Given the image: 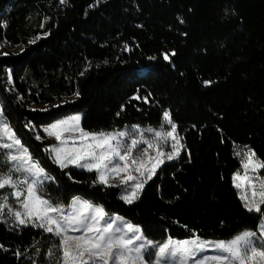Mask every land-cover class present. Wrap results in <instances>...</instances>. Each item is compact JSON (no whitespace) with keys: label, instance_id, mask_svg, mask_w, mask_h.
Segmentation results:
<instances>
[{"label":"trees","instance_id":"obj_1","mask_svg":"<svg viewBox=\"0 0 264 264\" xmlns=\"http://www.w3.org/2000/svg\"><path fill=\"white\" fill-rule=\"evenodd\" d=\"M0 42L21 47L0 55V110L54 178L45 198L81 196L156 242L257 230L261 215L244 209L232 176L244 146L264 161V0H0ZM165 109L184 148L131 205L119 188L93 185L94 171L60 169L33 130L43 136L41 125L74 112L89 132L158 126ZM58 244L31 224L0 221V264H57Z\"/></svg>","mask_w":264,"mask_h":264},{"label":"snow or ice","instance_id":"obj_2","mask_svg":"<svg viewBox=\"0 0 264 264\" xmlns=\"http://www.w3.org/2000/svg\"><path fill=\"white\" fill-rule=\"evenodd\" d=\"M60 3L65 4L67 0H60ZM180 22L184 23L183 20ZM125 50H128L127 46ZM162 55L165 61H169V54ZM171 55L174 56L175 52ZM80 75L83 76L84 72ZM212 83L203 81L205 86ZM74 95L79 96V92ZM133 99L140 97L134 96ZM144 99L147 101V97ZM123 110L124 105H121ZM3 115L0 110V117ZM116 115L119 116L120 112ZM80 121L81 115L76 114L43 128L58 142L45 149L49 159H53L62 170L73 165L94 171L96 179L92 181L93 185L122 186L124 191L119 198L125 204L137 201L147 182L157 174V169L165 161L179 157L184 148L177 133V124L167 109L163 111L158 129H144L133 124L121 130L88 132L80 126ZM36 139L40 140L41 136L37 135ZM169 144L170 150H165ZM0 150H3L0 151V165L7 168L6 172L0 171V189H11L7 195L0 196V220H3L7 209L8 214L14 216L15 224H31L57 237L59 244L53 246L61 253L57 264H149L146 258L153 253L156 257L154 264H264V179L256 175L264 169V161L257 159L256 153L248 146L236 152V155L244 157L241 160L244 175L233 173L232 183L238 190L244 209L261 215L259 238L257 232L245 230L228 240L209 241L193 231L189 238L181 240L168 236L163 242L149 239L140 225L118 214L108 216L102 205L87 199L73 197L68 205H64L54 204L45 198V182L54 178L40 161L33 158L3 119H0ZM9 196L15 198L19 209L8 203ZM206 249H212L213 254H205ZM47 255L52 257L55 253L50 248Z\"/></svg>","mask_w":264,"mask_h":264},{"label":"rangeland","instance_id":"obj_3","mask_svg":"<svg viewBox=\"0 0 264 264\" xmlns=\"http://www.w3.org/2000/svg\"><path fill=\"white\" fill-rule=\"evenodd\" d=\"M20 49H21V47H11V46H9V45H7V44H5V43L0 42V55H4V53H7V54H9V53H17ZM32 107H34V108H43L42 106H38V105H32ZM0 108H1V107H0ZM76 114L81 115L82 113H81V112L68 113V114H66V115H64V116H61V117L57 118L56 120H59V119H62V118H66V117H70V116H73V115H76ZM0 119L5 120L4 117H0ZM56 120H54V121H56ZM54 121H52V122H50V123H47V124H44V125H41V126H40V132L43 134V136L40 135V134L38 133V131H37L35 128H33V130L35 131V135H36V136H37V135H40V136H41V139L43 138V139H48V140H50V143L47 145L46 148H48V147L51 146V145H55V144L58 143V142L55 140L54 137H49V136L43 131V128H44V127H46L47 125H50V124L53 123ZM6 122H7V121H6ZM7 123H8V122H7ZM131 125H133V124H126V125H124V126H122V127H120V128H116V129H112V130H101V131L121 130V129H124L125 126H131ZM137 125H140V124H137ZM80 126H81V121H80ZM140 126H141V128H144V129H146V128H148V127H153V128H155V129H158V128L160 127V125H158V126L140 125ZM165 130H167V126H166ZM85 131H86V130H85ZM88 132H89V131H88ZM92 132H100V131H92ZM181 142H182V140H181ZM165 150H170V144H169L168 146H166ZM182 150H183V148L181 149V151H182ZM0 151H3V150H0ZM47 153H48V152H47ZM48 155H49V153H48ZM180 155H181V152H180ZM180 155H179V156H180ZM178 158H179V157H177V158H175V159H173V160H171V161H165V163H171V162H174V161H176ZM0 159H2V157H0ZM242 159H244L243 156H242ZM51 160L54 162L53 159H51ZM165 163H164V164H165ZM161 166H162V165H161ZM69 167L77 168V167H75V166H73V165H70ZM77 169H80V168H77ZM83 170H86V169H83ZM0 171H5V172H6V171H7V168H5V167H3L2 165H0ZM238 172H239V174H240L241 176L244 175V170L242 169V167H240V170H239ZM256 175H257L260 179H264V169L260 170ZM232 177H233V176H232ZM20 178L23 179L22 176H21ZM115 183H118V181H116ZM232 184H233V183H232ZM233 186H234V185H233ZM115 188H119L120 196H121L122 192L124 191L123 187L121 186V187H115ZM10 191H11V189H10V188H7V187L4 188V189H0V196L7 195ZM237 191H238V190H237ZM75 197H81V196H75ZM81 198H83V197H81ZM83 199H84V198H83ZM71 200H72V199H71ZM71 200H70V201H71ZM70 201H69V202H70ZM69 202H68V203H69ZM8 203L11 204L14 208L19 209V207H20V205L16 203L15 198H13V197H11V196H9ZM68 203H67V204H64V205H68ZM112 215H113V214H112ZM112 215L108 214V216H112ZM119 216H120V215H119ZM126 220H127V219H126ZM0 221L14 222V216L9 215L8 212H7V209H5V210H4L3 220H0ZM261 223H262V220L260 221V224H261ZM260 224H259V225H260ZM244 231H245V230H244ZM255 232H257V236H258V238H259V226H258V228H257V230H256ZM240 233H241V232H240ZM238 234H239V233H238ZM231 238H232V237H231ZM202 239H204V238H202ZM204 240L215 241V239H204ZM217 240H228V239H217ZM205 254H207V255H211V254H213V250H212V249H206V250H205ZM146 259H147V261L149 262V264H154V262H155V260H156V257H155V255H154V253H153L152 256L147 257Z\"/></svg>","mask_w":264,"mask_h":264}]
</instances>
